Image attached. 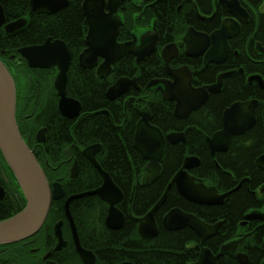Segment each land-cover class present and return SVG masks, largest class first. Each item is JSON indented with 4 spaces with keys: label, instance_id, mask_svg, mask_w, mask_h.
<instances>
[{
    "label": "flooded vegetation",
    "instance_id": "1",
    "mask_svg": "<svg viewBox=\"0 0 264 264\" xmlns=\"http://www.w3.org/2000/svg\"><path fill=\"white\" fill-rule=\"evenodd\" d=\"M227 1L233 2L224 4L222 0H122L113 16L117 22H121L118 26V43L142 41V36L148 34L149 37L145 41H157V46L151 55L140 61L135 55L121 56L112 64L110 73L106 75H98L99 66L104 61L101 57L98 59L95 68L86 69L80 65V54L87 47L85 43L88 34L87 23L83 48L77 55L68 47L65 41L58 38L48 37L45 41H17L16 37L23 34L32 24L34 15L48 14H32L30 11L28 17L10 19L0 1L5 16V21L0 26V62L10 72L15 83L16 121L20 134L42 167L51 192L53 193L55 190L56 183L60 184L64 191L61 199L52 200L48 216L37 234L20 242L0 244V264H110L101 260L96 249L90 246L87 240V233H90V237L95 240H98L97 237L100 233L98 230L101 225L99 215H95L97 198L106 204L109 209L108 203L95 195L73 200L70 203L73 222L66 211V203L71 196L94 191L103 185L104 178L102 174L85 155L87 148L99 145L100 149L96 152L95 157L102 167L99 158L104 151L102 144L94 143L87 147H78L75 144L66 146L61 151L58 163L51 164L50 162V159L56 158L55 146L60 144L59 150H61L64 145L63 139L65 138L64 132L67 121L76 124L84 117L85 113H83V107L80 103L81 111L77 117L73 119L65 117L60 109L61 96L55 85L59 74L58 68L31 67L28 60L20 53L23 48L41 46L48 39L51 41L61 40L66 44L72 56L69 71L72 65L76 63L80 69L93 72L96 82L99 80L109 81L105 93L108 104L103 111L111 116L117 131L126 130L130 107L138 108L142 104L139 107L138 120L132 137L133 148L140 154L145 171V175L143 174L140 181H137L140 185H150L159 180L149 184L146 183V165L148 161L134 146L137 125L141 119L143 109L146 107L149 109L152 114L150 123L159 128L153 122L152 107L146 101V93L162 95L164 100L172 105L173 115L179 120L188 119L192 113L205 106L211 96L218 95L224 101V106L221 114V127L215 133L223 130L225 112L233 104L237 102H257L254 109V124L244 134L233 136L225 152H217L213 156L208 146L210 156L215 159V164L220 169L221 167L216 158L223 162L228 160L227 154H229L232 141L236 140L241 143L247 139L245 136L250 133L249 142L252 158L250 170L247 169V172H244L243 167H240L241 171L238 169L240 174H234L235 180L231 184L228 174H231L232 171L221 168L220 170L223 173L221 175V185L223 189L218 190L220 194H228L224 203L219 205L222 208L228 207L230 200L235 199L237 201L240 197L249 198L250 204L241 206V204L236 203L237 213L231 215L230 218V221L234 222H227V219H219L214 223L208 222L210 225L220 222L221 225L216 234L205 241L203 247L209 249L214 256H217L224 245L234 244L233 250L224 253L219 258L218 264H221L222 260L228 255L236 260L238 264H242L239 255L247 259L246 261L243 260L245 264H264V0ZM227 5L232 9L230 10ZM106 12H110L108 7H106ZM20 19L27 20L26 26L15 35L7 33L6 26ZM153 35L156 39H153ZM216 45H218L217 53L213 54ZM166 48L167 51L163 53ZM218 52H221V55H218ZM224 53H227L226 56H224ZM166 59H168L169 66ZM217 60L219 62H216ZM129 61L134 64L135 70H129ZM184 67L190 69L192 86L196 89L216 85L220 76H227L223 78L220 89L215 93H210L207 101L198 110L192 112L186 118H179L174 114L176 102L167 101L163 95L164 86L162 84H151L154 81L161 80L174 82L170 70L175 71ZM122 78L136 81L131 83L125 94L114 100L109 99L107 97L108 90ZM66 90L68 98L80 102L69 94L68 88ZM121 117H123V120H120ZM116 121L119 123H116ZM171 133L184 134L186 143L171 144L167 141L166 147L168 144L187 145L186 133L177 131ZM171 133L163 134L167 139V136ZM213 135L207 136L206 141L208 137H213ZM39 139H43V141ZM121 140L127 148L125 137L123 136ZM77 153L82 154L85 161L81 162ZM144 162H146L145 165ZM92 169L96 171L97 177L92 176ZM135 169L138 170L137 167H134ZM73 170L76 171L74 176ZM103 170L110 175L108 171ZM191 170H189V173ZM110 177L124 195L123 200L117 207L124 214L125 223L119 230L109 229L106 226L107 209L104 225L108 230L120 231L126 224V213L122 208H128V212L131 214L130 206L136 185L130 182V186H133V188L131 195L128 196L115 182L112 175ZM94 183L95 185L100 183V185L94 188ZM205 184L208 187H215L209 183ZM172 187L176 189V186L173 185ZM176 191L179 194L177 189ZM183 199L187 201L185 198ZM53 203L59 205L55 214H51ZM25 207V194L14 172L6 162L0 147V222L15 216ZM91 207L92 210H90ZM76 208L77 211L82 209L85 212L83 214L74 213ZM225 222L226 225H224ZM218 234H221V236H218ZM189 247L198 252L197 259L188 263L194 264L198 261L201 253L200 237L198 242ZM80 249L86 251V253L83 255ZM125 262L130 261H123L119 264Z\"/></svg>",
    "mask_w": 264,
    "mask_h": 264
},
{
    "label": "water",
    "instance_id": "2",
    "mask_svg": "<svg viewBox=\"0 0 264 264\" xmlns=\"http://www.w3.org/2000/svg\"><path fill=\"white\" fill-rule=\"evenodd\" d=\"M122 0H84L82 9L88 25L86 36V48L80 54L79 62L82 68L92 69L98 64V59H104L99 66L98 75L109 74L112 64L123 55H135L140 61L151 55L157 46V41H145L149 35L142 36V41H131L120 44L117 41L118 26L121 23L114 19V14ZM224 4L233 1L222 0ZM69 5V0H30L29 7L32 14L53 15ZM228 6V5H227ZM237 6V4H236ZM235 6V7H236ZM109 8V13L106 12ZM231 10L232 7L228 6ZM233 11V10H232ZM5 16L0 4V26L4 23ZM27 24V20L20 19L6 26L9 34L19 33ZM151 37V35H150ZM154 37V35H153ZM153 39H156L154 37ZM139 43V44H138ZM168 48V47H167ZM167 48L163 53L167 51ZM218 45L215 52L217 53ZM20 53L28 60L29 65L34 68L57 67L59 74L56 78V88L61 96L60 109L68 119L77 117L81 111V104L77 100L67 97L68 71L71 63V53L66 44L61 40L51 41L48 39L41 46L26 47ZM211 53V54H212ZM191 56L189 52H187ZM221 52H218V55ZM227 54V53H226ZM224 53V56H226ZM165 55V54H164ZM168 63V59H166ZM215 61V60H214ZM216 62H219L217 60ZM169 66V63H168ZM174 82L161 80L154 81L151 85L162 84L163 95L169 102H176L174 114L179 118H186L192 112L198 110L209 98L210 93L217 92L223 82L222 75L218 83L213 86L194 88L192 76L188 67L179 70H170ZM136 80L127 78L120 79L116 85L107 92L109 99H116L125 94L131 83ZM257 102H237L226 110L224 115L223 130L215 133L213 137L207 138L211 154L225 152L231 138L235 135L244 134L254 124V109ZM152 114L146 107L141 111V119L137 125L134 146L148 161L146 165V183H153L159 179L162 172L161 161L165 154L166 142L171 144L179 142L186 143L184 134L171 133L165 138L162 131L150 122ZM43 141V139H39ZM0 147L9 167L14 172L26 198V207L15 216L0 222V244L20 242L37 234L42 228L51 206L52 200L61 199L64 191L60 184H55L53 193L50 190L46 175L33 152L24 142L16 121V88L14 80L7 68L0 62ZM100 149L99 145L86 149L85 155L94 164L104 178L103 185L91 192L71 196L66 203V211L70 220V203L78 198L86 196H98L108 203V216L106 226L112 230H119L124 226L125 216L117 205L123 200V192L114 183L110 175L103 170L95 154ZM260 162V160H259ZM200 159L195 156L186 157L182 168L173 177L164 195L158 203L144 216L138 218V234L141 238L152 239L158 236L159 229L155 214L166 202L167 194L174 185L179 194L191 203L201 206L222 205L228 194H220L216 187H208L203 181L197 180L189 173V170L200 166ZM259 164V163H258ZM76 171L73 170V176ZM250 218V217H248ZM164 227L169 231H177L190 228L201 239V253L194 264H218L219 258L228 251L233 250L234 244L224 245L220 253L214 256L212 252L204 248L205 241L214 236L221 223L210 225L194 214L175 208L171 210L163 220ZM84 255L86 251L81 250ZM242 264L247 260L239 255ZM122 264H133L125 262Z\"/></svg>",
    "mask_w": 264,
    "mask_h": 264
},
{
    "label": "trees",
    "instance_id": "3",
    "mask_svg": "<svg viewBox=\"0 0 264 264\" xmlns=\"http://www.w3.org/2000/svg\"><path fill=\"white\" fill-rule=\"evenodd\" d=\"M0 1L10 19L30 15L29 0ZM82 3L83 0H70L69 7L56 15H34L32 24L23 34L16 37L17 41H45L48 37L58 38L65 41L77 55L83 48L87 28ZM128 63H130L129 70H135L134 64L131 61ZM108 84L109 81L107 80L96 82L93 72L80 69L76 63L72 65L67 88L69 94L80 101L85 114L76 124L67 121L64 132L65 138L63 139L64 145L61 150H59L60 144L55 146L56 158L50 159V162L51 164L58 163L61 151L66 146L75 144L78 147H87L94 143H100L104 150L99 156L103 169L112 175L115 182L128 196L131 195L133 188L130 186V182L135 183L134 197L130 206L131 214L128 212V208H122L126 213V224L120 231H111L105 227L104 219L107 215L108 206L97 198L95 215H99L101 225L98 230L100 233L97 237L98 240L90 237V233H87V240L89 245L96 249L103 262L110 264H119L123 261H130L134 264H188L197 259V250L190 249L189 246L199 241L198 235L189 228L178 231L165 229L163 217L170 210L180 208L196 215L206 223H214L219 219L234 222L230 221V218L231 215L237 213V204L249 205V198L240 197L237 201L232 199L226 208L220 206L204 207L188 203L177 193L175 187H172L166 202L156 214L159 226L157 237L142 239L137 232V218L146 215L161 199L174 175L182 168L187 156H196L201 160L200 167L190 171L197 180L209 183L221 191L223 189L221 185L223 173L220 169L222 168L232 171L228 175L229 182L233 184L235 175L240 174V167H243L244 172H247V169L250 170L252 159L249 142L250 133L245 136L247 139L241 143L236 140L232 141L229 154H227L228 160L223 162L216 158L221 167L218 169L215 159L210 156L206 137L212 136L221 127V114L224 106L221 97L219 98L218 95L211 96L208 103L200 110L192 113L186 120H179L173 115L172 105L167 103L162 95L146 93V101L152 107L153 122L164 134L174 131L186 133L188 143L187 145L168 144L161 162L162 173L159 180L150 185H140L138 182L145 171L140 154L133 148L132 137L138 120L139 107L142 104L138 108L130 107L126 130L117 131L111 116L103 111L108 104L105 96ZM120 120H123V117ZM116 123L119 122L116 121ZM123 136L128 149L121 140ZM77 154H79L81 162L85 161L82 154ZM134 167H137L138 170H134ZM92 173V176L97 177L96 171L93 170ZM100 183L97 185L94 183L93 187H98ZM58 207V203H53L51 214L57 213ZM76 212L83 214L85 211L82 209L77 211L76 208L74 213ZM221 264L238 263L228 255Z\"/></svg>",
    "mask_w": 264,
    "mask_h": 264
},
{
    "label": "bare ground",
    "instance_id": "4",
    "mask_svg": "<svg viewBox=\"0 0 264 264\" xmlns=\"http://www.w3.org/2000/svg\"><path fill=\"white\" fill-rule=\"evenodd\" d=\"M145 216V215H144ZM190 229V228H189ZM178 231V230H177Z\"/></svg>",
    "mask_w": 264,
    "mask_h": 264
},
{
    "label": "rangeland",
    "instance_id": "5",
    "mask_svg": "<svg viewBox=\"0 0 264 264\" xmlns=\"http://www.w3.org/2000/svg\"><path fill=\"white\" fill-rule=\"evenodd\" d=\"M190 248V247H189Z\"/></svg>",
    "mask_w": 264,
    "mask_h": 264
}]
</instances>
